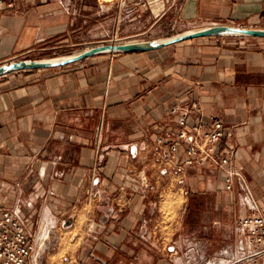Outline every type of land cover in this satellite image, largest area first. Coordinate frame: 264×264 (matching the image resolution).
Here are the masks:
<instances>
[{
  "label": "crops",
  "instance_id": "0c3cea01",
  "mask_svg": "<svg viewBox=\"0 0 264 264\" xmlns=\"http://www.w3.org/2000/svg\"><path fill=\"white\" fill-rule=\"evenodd\" d=\"M13 1L0 8V66L215 24L264 28V0ZM193 101L192 121L209 128L215 115L229 128L231 166L264 208V38H196L0 77V208L21 205L35 232L50 226L38 264H180L168 247L182 255L187 239L208 256L238 246L250 213L238 182L226 190L211 163L179 172L156 142L177 119L169 108ZM171 193L184 203L169 216Z\"/></svg>",
  "mask_w": 264,
  "mask_h": 264
},
{
  "label": "built area",
  "instance_id": "2783aa9c",
  "mask_svg": "<svg viewBox=\"0 0 264 264\" xmlns=\"http://www.w3.org/2000/svg\"><path fill=\"white\" fill-rule=\"evenodd\" d=\"M66 1L70 5L73 0ZM126 4V0H122L121 8ZM13 5V0H0V8ZM193 111L202 112L198 101L187 107L175 104L169 108V114L177 119L156 138L159 146H167L170 151L167 162L179 172L207 163L218 166L224 171L226 190H233L238 182L242 200L250 213L237 221V228L243 236L237 247L229 246L208 256L199 240L187 239L182 255L178 254L174 244L168 247V251L182 259L180 264H259L258 260L264 259V208L254 199L242 170L231 166L233 149L225 141L229 128L215 115L209 118V128L201 120L192 121L190 115ZM139 180L144 189H154L145 173L139 174ZM93 182L97 184L99 178H94ZM41 223V230L35 232L29 227V218L21 205L0 208V264H38L39 250H44L43 242L50 234V226Z\"/></svg>",
  "mask_w": 264,
  "mask_h": 264
},
{
  "label": "water",
  "instance_id": "95a60500",
  "mask_svg": "<svg viewBox=\"0 0 264 264\" xmlns=\"http://www.w3.org/2000/svg\"><path fill=\"white\" fill-rule=\"evenodd\" d=\"M213 36H233V37H253L264 38V28H245L230 25H209L202 26L193 30L177 33L168 37L159 38L149 41H131L125 43H109L92 47L76 54H70L59 57H49L41 59H27L0 66V77L12 72L22 70H40L56 68L81 61L87 57L104 53H121L134 51H153L172 44L184 42L191 39L213 37ZM71 221L67 222L70 225Z\"/></svg>",
  "mask_w": 264,
  "mask_h": 264
},
{
  "label": "rangeland",
  "instance_id": "374dc122",
  "mask_svg": "<svg viewBox=\"0 0 264 264\" xmlns=\"http://www.w3.org/2000/svg\"><path fill=\"white\" fill-rule=\"evenodd\" d=\"M198 28H200V27H198ZM167 197L168 198H166L163 202V213H165V214L167 213L170 216V215H173L172 213L174 210H177V208H178L177 205H182L184 203V197L182 194H173V193L169 194ZM157 201L158 200H156V202ZM68 221H71V223H70V225L67 226V231H65V232H68L69 235H73V234H75V232H77L75 229V226L73 225V223H74L73 219L70 218ZM68 221H66V222H68ZM42 225H43L42 223H40L38 225V229L36 232L41 230ZM60 227H61V230H63V231L65 230L63 228V227H65V225L60 226ZM41 250H42V248L39 250L40 255L42 253ZM44 250H45V248H44Z\"/></svg>",
  "mask_w": 264,
  "mask_h": 264
}]
</instances>
